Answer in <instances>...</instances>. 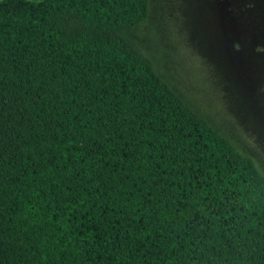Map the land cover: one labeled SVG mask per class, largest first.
Instances as JSON below:
<instances>
[{
  "label": "trees",
  "instance_id": "16d2710c",
  "mask_svg": "<svg viewBox=\"0 0 264 264\" xmlns=\"http://www.w3.org/2000/svg\"><path fill=\"white\" fill-rule=\"evenodd\" d=\"M149 0H0V264H264V172L132 37Z\"/></svg>",
  "mask_w": 264,
  "mask_h": 264
},
{
  "label": "rangeland",
  "instance_id": "374dc122",
  "mask_svg": "<svg viewBox=\"0 0 264 264\" xmlns=\"http://www.w3.org/2000/svg\"><path fill=\"white\" fill-rule=\"evenodd\" d=\"M149 1L137 45L264 172V0Z\"/></svg>",
  "mask_w": 264,
  "mask_h": 264
}]
</instances>
